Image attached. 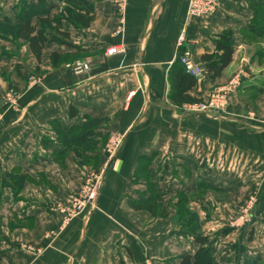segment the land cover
I'll return each instance as SVG.
<instances>
[{
	"label": "crops",
	"instance_id": "1",
	"mask_svg": "<svg viewBox=\"0 0 264 264\" xmlns=\"http://www.w3.org/2000/svg\"><path fill=\"white\" fill-rule=\"evenodd\" d=\"M20 1L41 17L38 0H0V23L15 21ZM87 1L94 8L90 26L80 30L62 21L67 45H46L40 64L23 42L0 38V93L21 95L14 108L0 102V264H180L198 250L172 221L169 201L180 196L194 197L190 207L200 235L210 240L213 264H264V53L248 43L261 40L252 18L264 0H221L212 16L201 18L186 17L187 0H128L123 25L115 0ZM63 5L46 1L54 7L50 19ZM225 31L232 33V63L190 95L204 101L243 67L226 110L206 117L184 107L193 104L174 106L168 74L178 60L179 35L185 34L193 61L203 66L201 56L214 52ZM118 45L123 55H105ZM75 57L89 58L88 74L75 75L60 62ZM33 70L43 76L27 87ZM69 107L77 117L68 116ZM83 116L106 119L95 130L100 144L94 168L80 167L51 128L59 121L68 130ZM117 134L122 147L106 161L103 145ZM59 153L66 156L59 159ZM8 174L25 178L18 194ZM96 175L94 206L63 225L64 210ZM151 197L166 216L131 208ZM248 198L258 210L249 232L231 223Z\"/></svg>",
	"mask_w": 264,
	"mask_h": 264
},
{
	"label": "trees",
	"instance_id": "2",
	"mask_svg": "<svg viewBox=\"0 0 264 264\" xmlns=\"http://www.w3.org/2000/svg\"><path fill=\"white\" fill-rule=\"evenodd\" d=\"M47 0H38L37 8L40 10V16L32 11V6L24 1H20L15 14V21L4 19L0 23V38L11 42H23L29 48L31 54L38 64H40L42 52L46 45L51 43L66 44L69 35L62 31L61 22L67 21L77 29H87L94 18V8L87 0H59L63 2L59 14L50 19V13L54 7L46 6ZM260 5V4H259ZM33 18L37 19L34 25ZM252 27L258 32L257 37L264 40V5H260L254 10L252 18ZM256 35L253 31L250 35ZM233 38L230 31H225L218 35L215 40V50L212 54H204L200 61L203 66L206 77L216 80L222 77L223 72L232 63L234 50L232 48ZM264 53V50L262 51ZM261 52L259 55L262 54ZM59 57L55 54L51 56L52 65L56 66ZM170 90L168 99L174 106H183L186 104L197 103L198 100L190 95V92L197 87L195 78L187 74L179 63L175 61L168 74ZM77 111L69 107L68 116L77 117ZM81 124L72 126L68 130L64 129L59 121L51 122V128L56 135V141L66 153H72L77 159L80 167H89L99 156V141L95 138V130L106 119H94L90 116H83ZM66 153H59V159H63ZM11 180L14 193L18 194L25 184V178L18 175L8 174ZM183 197L184 196H180ZM152 199L146 202H131V208L135 211H147L155 216L151 207L146 205ZM184 203H181L179 215L176 217V224L184 235L188 236L198 245V250L193 255L184 256L180 259V264H213L210 257V240L200 235L199 218L195 213L188 209H183ZM256 264V263H253Z\"/></svg>",
	"mask_w": 264,
	"mask_h": 264
},
{
	"label": "built area",
	"instance_id": "3",
	"mask_svg": "<svg viewBox=\"0 0 264 264\" xmlns=\"http://www.w3.org/2000/svg\"><path fill=\"white\" fill-rule=\"evenodd\" d=\"M221 0H187V10H186V17L187 18H201V17H209L212 16L216 10L219 7ZM127 2L128 0H115V8H116V14L117 17L121 21V25L124 24V19L126 16V9H127ZM119 31H122V27L119 28ZM119 33V32H118ZM176 50L178 52V61L184 68L185 72L195 78L197 81V84H200L205 78L206 74L202 67L197 65L191 56V53L189 49L187 48V39L185 37V34L182 33L178 37L177 43H176ZM106 55H112V54H123L124 51L122 49L121 45L118 46H112L111 48L107 49ZM73 71L76 75H82V74H88L90 72V67L87 62H81L77 63L73 67ZM244 75V74H243ZM243 75L238 74L232 84H230L229 89H226V87H223L219 90L217 96L214 101H211L208 107L205 106H198L196 104L193 105H186L184 106L185 109L191 113H199L202 115H205L206 117H209L212 113H221L226 107V104L228 103V98L231 94L236 92V90L241 86V81ZM30 82L34 81L32 77H29L28 79ZM8 107H16L17 102H11L8 101L7 104H5ZM120 139V138H119ZM110 141H113V143L118 141V138L113 139V137L110 138ZM121 144V140L112 147H110L108 153L110 154L109 160H111L116 151L118 150L119 146ZM100 175L93 176L92 178H89L83 188L78 191V193L75 194L72 203L69 208L65 209V218L63 221V225L67 226L70 224V222L83 214L84 211L88 209H92L94 206V203L96 201L97 197V190L100 184ZM245 217H248V215H245L238 221H242ZM237 221L235 223V227H238L240 224Z\"/></svg>",
	"mask_w": 264,
	"mask_h": 264
},
{
	"label": "rangeland",
	"instance_id": "4",
	"mask_svg": "<svg viewBox=\"0 0 264 264\" xmlns=\"http://www.w3.org/2000/svg\"><path fill=\"white\" fill-rule=\"evenodd\" d=\"M180 36V35H179ZM178 40V39H177ZM264 40H249L248 43L250 46H252L253 48H255V51L258 52L260 51L261 49H263V42ZM19 44H17L18 46ZM20 46V45H19ZM111 48V47H110ZM109 49V48H108ZM123 49V47H122ZM123 51L125 52V50L123 49ZM107 50L105 51V55L107 54L106 53ZM124 54V53H123ZM121 54V55H123ZM116 55H119V54H112V55H106L108 57H113V56H116ZM249 60V59H248ZM60 62H63L64 63V68L69 70L71 73H74L73 71V67L77 64V63H81V62H87L89 64V67H90V71H91V65H90V60L89 58H82V57H75V58H71V59H61ZM245 70L243 69V67H240L238 68L226 81L225 83L222 85V86H219L217 88H215L214 90L211 91V93H209V95L207 96V98L203 101V100H200L198 103H196V105L198 106H205V107H208L209 104L211 103V101H214L213 99L216 98L219 90L223 87H226V89H229L230 87V84H232V82L234 81L235 77L240 74V75H243L245 72ZM75 74V73H74ZM76 75V74H75ZM81 75V74H80ZM83 75V74H82ZM41 76H43V73L41 72L40 73H37L35 70H33L31 73H29V75L27 76V80L29 79V77H32L34 79V81L30 82L28 80V85L27 87H31L35 84H37L40 79H41ZM235 92L233 94L230 95V97L228 98V103L226 104V107L225 109L223 110V112L226 110V108L228 107L229 105V101L230 99L232 98V95H234ZM20 93L12 90V89H8V90H5L3 92L0 93V102H2V104H7L8 101H11V102H17L19 101L20 99ZM252 96H248L247 99L250 100ZM250 116V115H249ZM113 137V139H116L118 138V141L115 142L116 144L119 142V140H121V144L118 148V150L116 151L114 157L112 158V160L117 156V154L119 153L121 147H122V144H123V137L119 134L117 135H113V136H110L108 138V140L104 143L103 145V148H102V158L105 159L106 161L109 160V157H110V154L108 153L110 147H112L113 145H115V143H113V141H110V138ZM120 138V139H119ZM116 146V145H115ZM99 153V152H98ZM100 155V156H101ZM99 157L97 158V160L95 162H93L92 165H90L89 167H92L94 168L95 165L97 164V161H98ZM61 162V160L59 161ZM100 185V184H99ZM98 192V190H97ZM74 198V197H73ZM97 198V197H96ZM183 197H178L176 199L172 198L170 201H169V206L171 208L174 209L175 213L172 217V221L176 224L175 220H176V217L179 215V213L177 211H180L179 208L181 207V203H184L182 207H184L183 209H188L190 212H192L191 210V207H190V202L191 200L194 198V197H184V199H182ZM151 201L148 202L146 205L150 206L152 211L156 213V217L159 216L161 218H163L164 216L167 215V212L166 211H162L161 208H159V206L157 205L156 203V198L155 197H151ZM91 209V208H90ZM258 210L256 209V201L254 198H248L245 200V202L238 208H235V210L233 211L234 213V216L233 218H231V223H237L238 220H240L242 217H244L245 215H248V217H245L242 221H238L239 222V226L237 229H240V230H248V232L250 231V227L253 223V218L254 216L256 215V212ZM147 212V211H146ZM193 213V212H192ZM176 226L178 227V225L176 224ZM235 227V225H234ZM179 228V227H178ZM186 236V235H185ZM251 238V237H250Z\"/></svg>",
	"mask_w": 264,
	"mask_h": 264
}]
</instances>
